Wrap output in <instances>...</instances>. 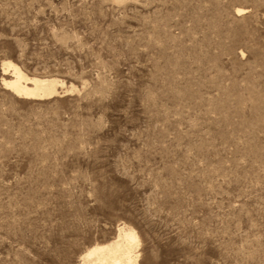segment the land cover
<instances>
[{
  "label": "rangeland",
  "instance_id": "1",
  "mask_svg": "<svg viewBox=\"0 0 264 264\" xmlns=\"http://www.w3.org/2000/svg\"><path fill=\"white\" fill-rule=\"evenodd\" d=\"M122 223L138 264H264V0H0V264Z\"/></svg>",
  "mask_w": 264,
  "mask_h": 264
},
{
  "label": "bare ground",
  "instance_id": "2",
  "mask_svg": "<svg viewBox=\"0 0 264 264\" xmlns=\"http://www.w3.org/2000/svg\"><path fill=\"white\" fill-rule=\"evenodd\" d=\"M236 11L243 13L245 8L237 7ZM2 66L11 72L9 78H3V84L18 97L43 99L58 93L60 80L56 77L28 75L11 60L3 61ZM139 240L135 228L119 224L112 238L87 247L81 254L82 264H138Z\"/></svg>",
  "mask_w": 264,
  "mask_h": 264
}]
</instances>
